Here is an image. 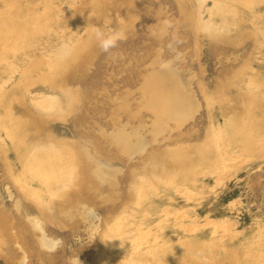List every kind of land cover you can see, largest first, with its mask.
Returning <instances> with one entry per match:
<instances>
[{"label":"rangeland","instance_id":"1","mask_svg":"<svg viewBox=\"0 0 264 264\" xmlns=\"http://www.w3.org/2000/svg\"><path fill=\"white\" fill-rule=\"evenodd\" d=\"M75 257L264 264V0H0V264Z\"/></svg>","mask_w":264,"mask_h":264},{"label":"bare ground","instance_id":"2","mask_svg":"<svg viewBox=\"0 0 264 264\" xmlns=\"http://www.w3.org/2000/svg\"><path fill=\"white\" fill-rule=\"evenodd\" d=\"M180 91L181 84L177 82L176 77L173 76L166 67L159 68L144 79L142 85L143 101L151 108L155 116L154 124L160 123V126L163 128L166 126L168 121V119H166V113L169 112L173 104H178L175 102L176 98L180 100L181 105L187 103V99H191L188 92L181 93L182 91ZM175 95L177 96L176 98H174ZM131 137L130 133L123 130H118L113 135L114 140L119 143L123 149L129 150L134 147V149L139 150L142 140L139 136H136L135 142L133 143L132 138L134 137Z\"/></svg>","mask_w":264,"mask_h":264},{"label":"clouds","instance_id":"3","mask_svg":"<svg viewBox=\"0 0 264 264\" xmlns=\"http://www.w3.org/2000/svg\"><path fill=\"white\" fill-rule=\"evenodd\" d=\"M123 37L114 32H106L101 28H96L94 31V39L98 44V47L102 52L108 53L111 49L115 48L117 45V42L122 39ZM92 215L94 218H98L95 209H92ZM106 240V241H110ZM62 245V241L57 240L56 246L54 248H45V251H55ZM71 264H81V261L79 257H75L72 259Z\"/></svg>","mask_w":264,"mask_h":264}]
</instances>
